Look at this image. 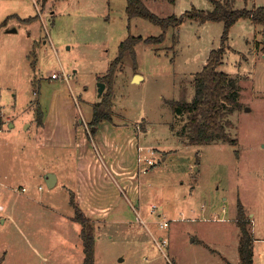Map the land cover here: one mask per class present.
I'll return each mask as SVG.
<instances>
[{"label":"rangeland","instance_id":"1","mask_svg":"<svg viewBox=\"0 0 264 264\" xmlns=\"http://www.w3.org/2000/svg\"><path fill=\"white\" fill-rule=\"evenodd\" d=\"M143 1L160 17L213 9L211 0ZM262 5L235 0L234 8ZM126 7V0H0V24L11 17L0 29V263L83 264L71 192L78 198L94 189L104 170L102 191L111 198L84 196L111 207L93 222L95 264H239L240 203L256 238L255 261L264 264V28L248 18L233 24L219 68L240 85V106L226 119L238 144L190 143L187 115L168 103L193 99L194 76L222 46L225 23L215 20H187L162 44L140 42L135 58L126 53L114 77L113 122L93 134V106L109 87L102 78L120 44L163 32L130 19ZM146 128L139 146L154 150L149 168L139 162L149 149L135 148ZM79 146L88 160L78 158ZM110 161L130 167L122 177L138 173L132 187L139 182L141 201ZM49 172L58 177L53 188Z\"/></svg>","mask_w":264,"mask_h":264},{"label":"trees","instance_id":"2","mask_svg":"<svg viewBox=\"0 0 264 264\" xmlns=\"http://www.w3.org/2000/svg\"><path fill=\"white\" fill-rule=\"evenodd\" d=\"M46 0H43L45 2ZM126 11L130 19L142 17L162 28L163 32L158 36L143 38V36L130 35L119 46V55L113 60L109 71L103 76V81L109 87L104 92L102 99L93 106L90 130L94 134L103 121L113 122L114 77L118 66L122 64L126 53L136 57V46L140 42L149 44H162L166 39V33L170 28H178L187 20L224 21L225 29L222 38V46L214 50L201 72L194 76L193 86L195 95L191 101H168L174 114L187 115L188 121L185 129L191 133L190 143L208 145L216 141H223L232 145L238 144L237 138H232L227 126L231 124L227 117L240 106V85L236 79L227 72L220 70L226 53L228 33L238 20L248 18L253 24L264 28V5L253 8H234L235 0H211L213 9L205 11L193 8L182 16L170 15L160 17L151 11L143 0H126ZM172 3L175 0H169ZM8 17L2 24L6 25ZM31 21L32 18L26 19ZM101 79V80H102ZM44 111L41 106L37 108V123L41 126L44 121ZM70 205L74 209L73 221L81 226L80 237L83 241V264H95L96 234L92 219L80 207L75 192H71ZM237 224L240 228L239 258L240 264L255 263V241L243 205L239 204ZM1 264V263H0ZM230 264V263H229Z\"/></svg>","mask_w":264,"mask_h":264},{"label":"crops","instance_id":"3","mask_svg":"<svg viewBox=\"0 0 264 264\" xmlns=\"http://www.w3.org/2000/svg\"><path fill=\"white\" fill-rule=\"evenodd\" d=\"M104 122H106V121H103L100 124V126L102 124H104ZM140 130L141 131H139L138 134H137L138 142H137V144H135V148L137 146V151H138L139 143L141 142L140 135L141 134H144L145 135L146 134V131H147V128L145 130H142V129H140ZM133 140H134V138H133ZM129 142H130V140H129ZM78 149H79V152H80L78 154V158H80L81 160L86 159L87 158L86 150L83 149L81 146H79ZM86 160H88V159H86ZM110 164L114 167L115 175L120 176L121 177V180L123 182H125V183L126 182L127 183L131 182V185L128 188L129 191H131L133 195L136 194V192L138 191L137 198H138V200L141 201V196H140L141 195V191H140V184H139V182L137 183V185H135L134 187H132V182H134L133 181L134 179L136 180V177L138 176V173L135 171V173L131 176V178L129 176V179H128V177L126 175L124 177H122V174H128L129 175V173H130V167H127V166H125V164H122V163L121 164H118V161H116V163H114L113 161H110ZM103 171L104 170L99 171V173L97 175V178H96L97 179V182H93L92 183L93 184L92 186H94V189H90V187H88V189L85 190V192H83V193L82 192H79V195H78V200H79L80 207L92 219V221L94 223L95 222H100L103 219H105L106 215L111 210V207H106L105 208L102 205H99V203L96 201V199L98 200V199H101L103 197H106V198H109L110 197L111 198L110 192H108L107 189L102 191V189H105L104 188L105 186H104L102 180L106 179V177L108 175L106 172H103ZM115 180H116V178H115ZM117 180H119V179H117ZM57 182H58V179H57ZM100 182H102V183H100ZM98 184L99 185L100 184L102 185V186H100V189H101L100 191L102 193H100L99 191H95V188H96L95 185H98ZM137 188H139V190ZM86 195H88V198H93V199L96 198L95 201H94V203L93 202H90V201H85L84 196H86ZM127 198H128V196H127ZM80 229H81V226H80ZM259 257H260V259H261V257L264 258V253H261ZM255 263H256V261H255ZM239 264H240V258H239Z\"/></svg>","mask_w":264,"mask_h":264},{"label":"built area","instance_id":"4","mask_svg":"<svg viewBox=\"0 0 264 264\" xmlns=\"http://www.w3.org/2000/svg\"><path fill=\"white\" fill-rule=\"evenodd\" d=\"M51 77L52 78H59V77H61V74L57 73V72H54ZM66 79H67V77H66ZM147 149H149V152H147V154H145L143 157H140V155H139V162H144V164L146 165L145 167L149 168L151 166H154L155 163H156L155 159H154V156H149L150 153H154V150L151 149V148H144L143 146H139L138 147V152L145 151ZM148 168H145L144 171H147ZM23 190H26V189L23 188ZM152 207H153V209H155L154 205ZM167 225H168V222H165V221H161L160 222V227L161 228H166ZM161 239H162V241L160 243L157 242L158 245L160 246V248H162L161 245H166L168 243V241L166 239H163V238H161Z\"/></svg>","mask_w":264,"mask_h":264},{"label":"water","instance_id":"5","mask_svg":"<svg viewBox=\"0 0 264 264\" xmlns=\"http://www.w3.org/2000/svg\"><path fill=\"white\" fill-rule=\"evenodd\" d=\"M15 29H13L14 31ZM11 31V30H10ZM142 78L141 75L137 74L136 77H135V80H140ZM105 86L106 84L104 82H99V93H100V96H102L104 90H105ZM57 175L53 172H49L47 175H46V181H47V184H48V187L49 188H53L56 183H57Z\"/></svg>","mask_w":264,"mask_h":264}]
</instances>
